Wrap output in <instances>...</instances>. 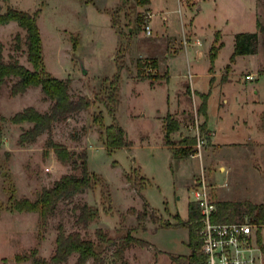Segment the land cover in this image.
<instances>
[{
	"label": "rangeland",
	"instance_id": "374dc122",
	"mask_svg": "<svg viewBox=\"0 0 264 264\" xmlns=\"http://www.w3.org/2000/svg\"><path fill=\"white\" fill-rule=\"evenodd\" d=\"M118 2L9 1L11 6L25 11L41 9L38 23L46 69L54 76L69 78L72 94L86 95L93 104L55 122L52 130L42 133L35 142L21 145L20 134L32 124L13 123L10 117L28 106L46 112L51 101L40 87L11 96L10 86L17 78L0 89V264H33L32 257H25L34 250H38V256L49 259L56 249L61 222L68 232L80 230L98 244V228L119 237L138 224L137 215L130 209H143L145 200L171 225L156 229V224L147 219L146 228L133 234L149 244H136L121 258L114 254L117 246L100 245L102 264H175L171 254L191 252L189 227L177 224L175 217L179 214L183 220L188 219L189 201L202 171L215 201L249 200L264 204L263 47L257 55H238L231 62L236 33L256 31L258 19L264 24V0H152V9L132 0L115 27L112 11ZM0 3L4 9L8 6L3 0ZM198 3L202 6L200 11ZM127 11L131 14L129 19L125 16ZM149 12L153 13L152 18ZM148 24L152 27L149 36ZM194 29L200 41L197 45L193 44L197 40L193 37ZM216 36V45H223L212 63L210 54ZM0 38L7 60L16 57L33 68L28 59L25 29L12 21L0 27ZM118 62H123L125 68L121 72L119 102L115 104L108 99L103 83L118 72ZM230 63L232 68L226 81L241 83H231L223 89L213 87L208 103L210 122L218 130L217 141L227 144L211 147L207 139L210 132L200 127L206 137L201 154L197 155L194 144L190 145L196 150L193 154L175 158L170 147H181L183 136L196 135V118L200 126L206 121L198 112L200 97L196 108L194 93L186 90L190 81H206L196 87L207 92L211 79L224 81L222 77ZM167 72L169 79L162 80ZM250 74L254 78H248ZM179 94L186 109L176 116L168 112L177 108ZM103 100L116 107L114 115L126 130L131 145L113 151L104 145L93 117L103 111L105 124L113 122ZM168 115L183 123L181 131L171 135L170 146L166 145L162 128V118ZM49 138L77 153L86 150L89 171L99 180L96 186L62 200L42 228L37 212L11 211L8 207L12 195L36 199L43 188L52 186L63 174L81 175V166L63 164L53 149L45 152ZM230 142L244 143L229 145ZM135 166H140V174L150 181L141 191L126 178ZM81 203L99 209V217L88 227L76 222L74 207ZM253 229L264 244V225L254 224ZM77 258L75 253L63 264H76ZM87 264L99 263L91 258Z\"/></svg>",
	"mask_w": 264,
	"mask_h": 264
},
{
	"label": "trees",
	"instance_id": "16d2710c",
	"mask_svg": "<svg viewBox=\"0 0 264 264\" xmlns=\"http://www.w3.org/2000/svg\"><path fill=\"white\" fill-rule=\"evenodd\" d=\"M8 4L6 9L0 3V26L16 21L23 29L26 30V45L28 50V59L32 63L33 68H29L16 57H11L9 60L5 58L4 42L0 38V89L9 83L13 78L10 86L11 96H17L28 91L32 87H41L45 98L51 101L50 109L46 112L39 111L34 106H28L10 117L13 123L29 122L32 126L24 129L19 137L21 145L35 142L38 137L45 131H51L53 124L57 121L66 120L73 113L88 109L93 101L86 95L79 94L74 96L71 92V80L69 78H60L52 75L44 64L43 57V41L38 19L41 9L34 12L25 11L15 8L9 4L10 0H3ZM87 2H95V0H84ZM138 6H148L152 0H134ZM132 0H119L116 8L112 11V19L114 26L119 25L121 13L126 11L127 6H130ZM129 19L131 14L129 11L125 13ZM20 39V35H17ZM217 36L215 43L211 48V59L214 63L217 57L219 48L223 43L217 44ZM77 41L74 42V48L77 46ZM260 46L264 50V24L258 19L256 31L239 32L235 35V48L231 56V62H234L238 55L257 54ZM125 68L123 62H118V72L112 77H107L103 86L108 92V99L115 104L119 102V90L121 72ZM212 68V67H211ZM231 63L227 65L226 73L222 79H228V72L231 70ZM169 79V73L161 78ZM155 84L154 81L151 82ZM213 84V79H211ZM202 99L198 111L200 114L207 116L208 99L210 92L199 93ZM102 102L108 107L109 112L113 116L111 124H105L103 111L93 115L94 122L100 127V135L104 145L109 151L116 150L131 145L127 132L118 122L115 117L116 107L109 104L108 101ZM4 119V117H2ZM181 128V123L175 117L168 115L164 118L165 138L167 145H172L171 135ZM202 130L206 129V121L201 124ZM209 135L207 134V137ZM197 142V137L187 136L181 140V147H170L175 158H185L193 154L194 150L190 145ZM2 144V130L0 129V147ZM53 149L57 158L63 163H70L74 167L81 166V175L74 173H65L57 179L52 186L43 188L37 195L36 199L29 197L16 198L11 196L10 206L8 210L19 212H37L39 214V223L42 228L48 224L49 218L54 214L58 204L62 200L70 199L74 195L83 192L87 188L94 187L99 180V177L93 176L88 168V152L86 150L81 153L70 150L65 145L55 142L52 138L47 141L45 152L48 153ZM141 167L135 166L126 174L129 181L137 184L136 188L141 191L150 181L140 174ZM217 213L214 216L215 221L220 222H236L244 220L246 217L251 223L257 224L260 227L264 225V204H256L249 200L247 201H217ZM76 213V222L83 227H88L89 224L99 217V209L91 206L88 203H81L74 207ZM130 211L137 215L138 224L127 229L126 233L119 237L110 236L103 228L96 230L99 244L90 238L85 237L80 230L68 232L64 223H59L57 227L56 249L54 254L47 259L46 257L38 256V250L32 251L31 256L26 259L33 258V264H63L66 263L70 256L78 254L76 264H87L93 258L99 264L104 262L103 251L99 250L100 245L117 246L115 255L119 258L123 257L126 250L134 245L147 246L149 242L135 236L133 232L139 228H146L145 222L151 219L156 224V229L163 226L171 225V222L166 221L164 217L145 200L143 209L131 207ZM177 224L186 225L190 230V238L188 246L191 249L190 254H171V258L175 264H207L206 255L200 249L202 241L197 229V219L200 218V210L198 205L191 201L189 203L188 219L183 220L179 214L176 215ZM258 242L264 253V244L262 238L258 234ZM24 259V260H26ZM125 264H127L125 262Z\"/></svg>",
	"mask_w": 264,
	"mask_h": 264
},
{
	"label": "built area",
	"instance_id": "2783aa9c",
	"mask_svg": "<svg viewBox=\"0 0 264 264\" xmlns=\"http://www.w3.org/2000/svg\"><path fill=\"white\" fill-rule=\"evenodd\" d=\"M149 16L152 14L149 12ZM147 35L152 34L150 24L146 26ZM192 76V75H190ZM248 78H254L252 74ZM197 155L202 152L206 137L201 134L200 124L196 118ZM193 202L198 205L200 218L197 229L202 245L200 251L206 255L207 264H263V251L258 243L254 224L248 217L236 222L215 221L217 201L210 194V183L204 171L193 191Z\"/></svg>",
	"mask_w": 264,
	"mask_h": 264
},
{
	"label": "crops",
	"instance_id": "0c3cea01",
	"mask_svg": "<svg viewBox=\"0 0 264 264\" xmlns=\"http://www.w3.org/2000/svg\"><path fill=\"white\" fill-rule=\"evenodd\" d=\"M256 2H257V0H256ZM152 3V2H151ZM149 6V8H151V4L150 5H148ZM198 8H199V11L200 10H202V6L200 5V3H198ZM152 9V8H151ZM191 11L189 10V13H190ZM152 15H153V13H152ZM151 18H152V16H151ZM11 23V22H10ZM1 27V26H0ZM195 30V29H194ZM194 35H193V37H195V38H197V32H196V30L194 31ZM198 42H200L199 41V39L197 38V40H196V42H194L193 44H195V45H197V44H199ZM198 51V54H199V56H200V54H202L201 52H200V49H198L197 50ZM259 52H260V49H259ZM262 52V51H261ZM258 54V53H257ZM257 54H250V55H257ZM263 55H264V53H263ZM263 74H264V72H263ZM160 82H162V81H160ZM204 83H206V81H202V83L200 82V81H190V84H189V87L186 89V90H190L191 92H193L194 93V96H195V98H194V105H195V107L197 108V106H198V104H199V98L198 97H200V94L199 93H207V92H210V96H211V94H212V88L213 87H216V88H218V87H221L222 89L224 88V87H226V86H228L229 84H231V83H241V81H213V84H211V81H210V89H209V91H205V89H202V88H198V87H196V84L197 85H199V86H202V85H204ZM244 83L246 84L247 83V81H244ZM156 84V83H155ZM155 84H153V85H155ZM41 88V87H40ZM28 90H30V88L28 89ZM42 90V89H41ZM185 90V91H186ZM182 91V90H181ZM181 91L179 92V93H181ZM225 93V92H224ZM210 96H209V98H210ZM200 99H201V97H200ZM226 100V99H225ZM227 101V100H226ZM201 102H202V99H201ZM208 103H209V99H208ZM185 109L186 108H184V104H183V101L181 100V95L179 94L178 95V106H177V108L173 111V112H168V113H174V114H177L176 116H179V114H180V112H184L185 111ZM199 112V111H198ZM167 115V114H166ZM203 115V114H202ZM165 116V115H164ZM203 117L206 119V128H207V130L210 132V134H209V136H208V143H209V145L211 146V147H214V148H217V147H220V146H222V145H224V144H227V143H220V142H218L217 141V132H218V130H217V128H215L213 125H212V123L210 122V115H209V112H208V107H207V116L205 117L204 115H203ZM221 118L223 117V116H220ZM176 119H178V118H176ZM179 121H180V123H181V128H182V125H183V123H182V121L180 120V119H178ZM237 123H236V125L238 126L239 125V122L238 121H236ZM245 123H247V121H244ZM236 125H233V126H236ZM162 128H163V130L165 131V129H164V118H162ZM181 128L178 130V131H176V132H174V133H172V134H176V133H178V132H180L181 131ZM193 136H195V135H193ZM192 136V137H193ZM185 137H187V135L186 136H183L182 137V139H184ZM244 142H230V143H228L229 145H235V144H243ZM167 145V144H166ZM167 146H169V145H167ZM221 169H222V167L220 168V171H221ZM192 200H190L189 201V203L191 202ZM231 201V200H230Z\"/></svg>",
	"mask_w": 264,
	"mask_h": 264
},
{
	"label": "water",
	"instance_id": "95a60500",
	"mask_svg": "<svg viewBox=\"0 0 264 264\" xmlns=\"http://www.w3.org/2000/svg\"><path fill=\"white\" fill-rule=\"evenodd\" d=\"M84 71L86 72V69Z\"/></svg>",
	"mask_w": 264,
	"mask_h": 264
}]
</instances>
